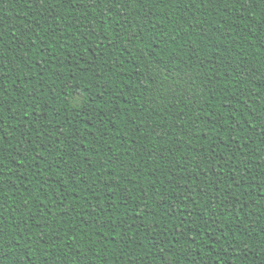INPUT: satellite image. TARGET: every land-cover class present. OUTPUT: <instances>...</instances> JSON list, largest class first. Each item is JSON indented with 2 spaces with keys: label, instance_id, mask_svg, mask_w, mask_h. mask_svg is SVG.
Listing matches in <instances>:
<instances>
[{
  "label": "trees",
  "instance_id": "1",
  "mask_svg": "<svg viewBox=\"0 0 264 264\" xmlns=\"http://www.w3.org/2000/svg\"><path fill=\"white\" fill-rule=\"evenodd\" d=\"M0 264H264V0H0Z\"/></svg>",
  "mask_w": 264,
  "mask_h": 264
}]
</instances>
